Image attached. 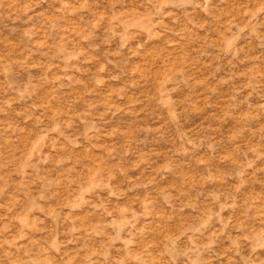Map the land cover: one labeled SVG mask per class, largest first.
I'll list each match as a JSON object with an SVG mask.
<instances>
[{"label":"rangeland","instance_id":"1","mask_svg":"<svg viewBox=\"0 0 264 264\" xmlns=\"http://www.w3.org/2000/svg\"><path fill=\"white\" fill-rule=\"evenodd\" d=\"M0 264H264V0H0Z\"/></svg>","mask_w":264,"mask_h":264}]
</instances>
